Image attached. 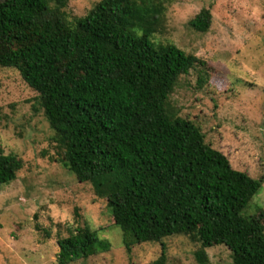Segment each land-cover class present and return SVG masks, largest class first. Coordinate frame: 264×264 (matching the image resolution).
Wrapping results in <instances>:
<instances>
[{
  "label": "trees",
  "instance_id": "trees-1",
  "mask_svg": "<svg viewBox=\"0 0 264 264\" xmlns=\"http://www.w3.org/2000/svg\"><path fill=\"white\" fill-rule=\"evenodd\" d=\"M68 0H0V66L15 68L37 102L62 164L105 197L127 253L136 243L184 235L206 248L223 244L231 264H264V212L245 215L263 179L231 166L192 121L168 108L178 78L204 62L160 43L159 0H98L74 21ZM209 8L189 26L205 32ZM199 64V65H198ZM203 65L202 67H204ZM23 161L0 148V186ZM57 264L107 251L99 230L76 226L56 240ZM163 262V254L154 264Z\"/></svg>",
  "mask_w": 264,
  "mask_h": 264
},
{
  "label": "rangeland",
  "instance_id": "rangeland-1",
  "mask_svg": "<svg viewBox=\"0 0 264 264\" xmlns=\"http://www.w3.org/2000/svg\"><path fill=\"white\" fill-rule=\"evenodd\" d=\"M53 4L52 0H48ZM98 0H68L70 21ZM165 10L160 43H173L204 62L182 74L168 108L199 127L231 166L263 183L245 215L264 212V0H159ZM209 8L211 24L198 32L189 20ZM199 65V64H198ZM37 102L15 68L0 66V148L23 161L16 178L0 186V264H57L56 240L69 228L99 230L109 249L71 264H197L199 245L184 235L136 243L127 253L105 197L76 179L63 164ZM210 264H231L223 244L207 247Z\"/></svg>",
  "mask_w": 264,
  "mask_h": 264
}]
</instances>
